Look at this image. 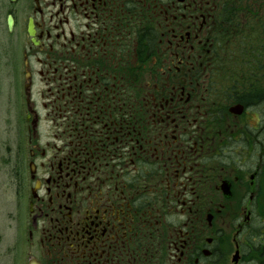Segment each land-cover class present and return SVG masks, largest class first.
<instances>
[{"label":"flooded vegetation","instance_id":"flooded-vegetation-1","mask_svg":"<svg viewBox=\"0 0 264 264\" xmlns=\"http://www.w3.org/2000/svg\"><path fill=\"white\" fill-rule=\"evenodd\" d=\"M0 264H264V0H0Z\"/></svg>","mask_w":264,"mask_h":264}]
</instances>
